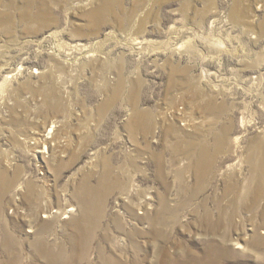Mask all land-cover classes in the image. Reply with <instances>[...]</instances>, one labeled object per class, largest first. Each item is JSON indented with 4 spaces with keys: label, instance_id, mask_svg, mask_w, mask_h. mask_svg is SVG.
<instances>
[{
    "label": "rangeland",
    "instance_id": "374dc122",
    "mask_svg": "<svg viewBox=\"0 0 264 264\" xmlns=\"http://www.w3.org/2000/svg\"><path fill=\"white\" fill-rule=\"evenodd\" d=\"M263 25L264 0H0V235L27 220L16 188L47 185L55 209L78 208L51 237L75 256L86 186L91 261L99 247L139 264H160L157 246L178 264L202 255L206 207H233L227 184H257ZM166 207L176 216L156 222Z\"/></svg>",
    "mask_w": 264,
    "mask_h": 264
},
{
    "label": "bare ground",
    "instance_id": "6f19581e",
    "mask_svg": "<svg viewBox=\"0 0 264 264\" xmlns=\"http://www.w3.org/2000/svg\"><path fill=\"white\" fill-rule=\"evenodd\" d=\"M108 2L111 3L110 1ZM109 8L108 6V9ZM99 15L100 14L97 13L88 15L93 25L102 23V21H100L101 15ZM138 43L145 42L138 41ZM217 43L220 44V42ZM51 131L52 128L49 129V133H51ZM54 133L53 131V134ZM38 134H41V131ZM46 137L47 138L43 140V145H45L44 150H40L39 152L50 154L48 139H53L54 135L50 136L46 132ZM223 138L224 137H222V139ZM44 142L47 143L44 144ZM257 153L259 155H252L248 158V162L251 165L249 170L251 172V177L254 179L253 181L257 183L255 184V188H250L246 185L249 181L243 183V185L240 183L237 184L238 182L236 185L232 184L233 186L227 184L225 186V193L234 194L233 207L231 205L232 208L227 210V207L222 203L223 201L219 199H215L216 210L206 207V213L202 218V222L205 224L204 230L209 239L202 255L194 256L192 254H187L191 261H193L189 264H249V260L253 261L252 264H260L254 262L257 259L264 258V229L256 224L257 220H255L258 200L262 198L261 192L263 190L262 187L261 190L258 185L259 180H261L260 178L264 177V142L258 144ZM136 188L134 187L132 191H136ZM88 189L90 188L85 186L77 190V198L81 204L80 206H82V217L75 220V223L78 225H84V223L88 225V230H85L87 231L85 233L86 238L84 237L85 239L82 241L84 243L81 246L73 244V254L75 256L72 257L70 255L71 257L69 256V258L63 250L64 248L56 251V244L51 238L54 236L52 230L56 219H71L76 211H78V208L76 206H71L65 210L60 207L55 209L52 206V195L47 185L41 190L33 184H29L27 187L19 185L16 188L15 197L16 200H19V194L21 192L25 193L24 202L26 208H24L22 212H24V217L27 220L26 222L14 223L11 228L8 226L3 227L0 235V264H97L95 261H91L88 255L89 248L94 240L92 239V226L94 223L92 222L93 219L91 218L92 221L90 219L91 212L88 206H86V202H89L90 199L85 192ZM87 194H90V192ZM88 196L91 197V195ZM257 211L259 210L257 209ZM140 214H143V212L140 211ZM169 215H171V217L176 216V209H164L162 214L158 212L155 221H165ZM261 218L264 219V211L261 212ZM81 229L83 228L79 227V230ZM80 233V231L76 232V236H82ZM161 233L162 232L158 233V236H162L163 234ZM79 238L75 237L73 242L79 241ZM122 242L124 241L122 240ZM97 250L99 252V257L102 259V264H139L137 259L129 260L128 258L124 259L117 256L108 257L106 254L107 251L103 247H99ZM164 253H166L164 247H156V254L163 259V261H158L160 264H172V262H174V264L179 263H176L175 260L173 261V257L166 259ZM183 264L188 263L185 261Z\"/></svg>",
    "mask_w": 264,
    "mask_h": 264
}]
</instances>
